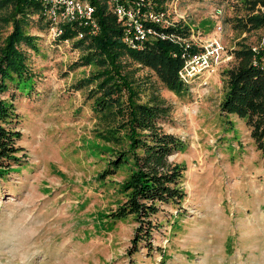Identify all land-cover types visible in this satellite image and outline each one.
I'll use <instances>...</instances> for the list:
<instances>
[{"label":"rangeland","instance_id":"374dc122","mask_svg":"<svg viewBox=\"0 0 264 264\" xmlns=\"http://www.w3.org/2000/svg\"><path fill=\"white\" fill-rule=\"evenodd\" d=\"M236 2L178 0L185 22L222 44L215 71L189 90L175 93L151 68L133 64L135 76L150 86L141 100L152 91L163 96L171 106L163 127L187 145L169 156L185 166L181 211L163 205L152 249L140 242L132 254L133 216L110 217L128 166L99 175L109 150L118 147L97 135L102 126L93 102L101 68L95 59L82 62L87 42L50 41L43 20L29 18L25 30L36 37V47L20 48L31 79H21L18 88L9 81L4 95L17 113L21 160L0 174V264H264V158L244 122L219 107L233 48L264 40V28L236 31L226 21ZM9 9L0 7V45L12 26ZM92 74V83L77 88ZM121 94L127 109L131 100Z\"/></svg>","mask_w":264,"mask_h":264},{"label":"trees","instance_id":"16d2710c","mask_svg":"<svg viewBox=\"0 0 264 264\" xmlns=\"http://www.w3.org/2000/svg\"><path fill=\"white\" fill-rule=\"evenodd\" d=\"M3 6H10L7 18L12 26L0 45V174L21 160L17 145L21 132L14 124L17 113L12 97L4 95L8 92L9 81L16 83L18 88L21 79H31L27 55L20 45L36 47V37L28 33L25 26L29 18H34L39 3L0 0V7ZM232 6L235 13L226 21L234 30L246 32L264 28V0H238ZM99 10L100 32L75 41L88 43L89 50L81 55L82 62L95 59L101 68L95 73L100 80L94 87L98 94L93 102L97 121L102 126L97 129V135L118 145L109 150L99 175L105 178L114 174L119 166H128V175L119 187L122 199L110 212V217L115 221L133 216L136 226L133 245L128 250L132 254L138 250L140 242L146 249H152L150 239L162 223L158 215L163 205L174 207L176 214L181 211L186 197L182 186L185 166L170 160L169 156L187 145L180 135L163 127L171 109L163 96L152 91L146 100H141V92L150 86L145 85L144 76H135L137 68L133 64L151 68L166 88L175 93L189 90L192 84L178 76L182 64L178 45L158 39L143 48L132 49L123 43L116 19L105 13L103 7ZM74 34L67 28L59 38L64 40ZM252 46L238 42L233 48L231 55L235 62L222 71L226 89L219 107L222 115H235L244 122L264 158V40L255 49ZM94 79V74L91 78H80L76 86L81 88ZM122 90L131 100L127 109L123 108Z\"/></svg>","mask_w":264,"mask_h":264},{"label":"built area","instance_id":"2783aa9c","mask_svg":"<svg viewBox=\"0 0 264 264\" xmlns=\"http://www.w3.org/2000/svg\"><path fill=\"white\" fill-rule=\"evenodd\" d=\"M39 8L33 17L45 24L49 40L61 36L67 28L75 34L65 41L90 38L100 32V8L111 14L121 28L123 43L143 48L147 43L166 39L180 48L182 64L178 68L181 80L192 84L208 77L220 62V38L194 28L185 22L186 11L178 0H35ZM221 9H217V13ZM218 28L220 26L218 25ZM256 46H252L255 49ZM192 86V85H191Z\"/></svg>","mask_w":264,"mask_h":264}]
</instances>
